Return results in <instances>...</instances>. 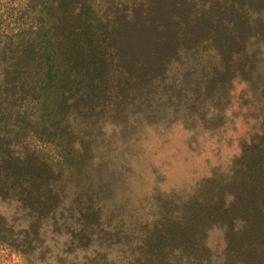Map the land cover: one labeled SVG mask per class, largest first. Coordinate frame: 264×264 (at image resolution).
Here are the masks:
<instances>
[{
    "label": "rangeland",
    "instance_id": "374dc122",
    "mask_svg": "<svg viewBox=\"0 0 264 264\" xmlns=\"http://www.w3.org/2000/svg\"><path fill=\"white\" fill-rule=\"evenodd\" d=\"M80 6L114 43L43 109L0 0V264H264V0Z\"/></svg>",
    "mask_w": 264,
    "mask_h": 264
},
{
    "label": "trees",
    "instance_id": "16d2710c",
    "mask_svg": "<svg viewBox=\"0 0 264 264\" xmlns=\"http://www.w3.org/2000/svg\"><path fill=\"white\" fill-rule=\"evenodd\" d=\"M84 10L80 6L75 12L72 0H26L25 28L10 36L12 39L16 37L18 43V56L11 65L16 79L22 83L18 91L34 99L36 103H41L43 109H46L49 90L55 86L61 70L64 69V66L59 64L60 49L63 44L75 58L79 59L78 57L84 55V52L94 51L97 48L109 49L114 43V36L105 30L95 32ZM50 11L56 14H51L50 17ZM97 35L100 37L101 45L94 41ZM19 62H25L24 71L20 67H15ZM32 63H35V70L29 72L28 65ZM21 108L22 105L19 106V109ZM246 169L250 170V166ZM230 212L224 209L222 213L228 215Z\"/></svg>",
    "mask_w": 264,
    "mask_h": 264
}]
</instances>
